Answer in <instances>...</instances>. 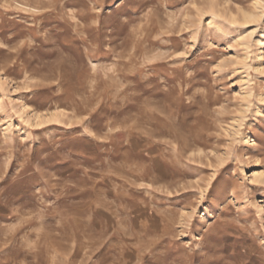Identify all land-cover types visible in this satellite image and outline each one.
I'll list each match as a JSON object with an SVG mask.
<instances>
[{
	"label": "rangeland",
	"instance_id": "1",
	"mask_svg": "<svg viewBox=\"0 0 264 264\" xmlns=\"http://www.w3.org/2000/svg\"><path fill=\"white\" fill-rule=\"evenodd\" d=\"M0 264H264V0H0Z\"/></svg>",
	"mask_w": 264,
	"mask_h": 264
},
{
	"label": "bare ground",
	"instance_id": "2",
	"mask_svg": "<svg viewBox=\"0 0 264 264\" xmlns=\"http://www.w3.org/2000/svg\"><path fill=\"white\" fill-rule=\"evenodd\" d=\"M247 17H248V15H246ZM38 116V115H37ZM41 116V115H40ZM38 118H40V117H38ZM257 176H258V174H257Z\"/></svg>",
	"mask_w": 264,
	"mask_h": 264
}]
</instances>
